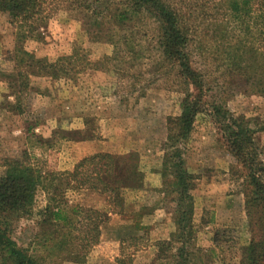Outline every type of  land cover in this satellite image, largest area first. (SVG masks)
Masks as SVG:
<instances>
[{
    "label": "rangeland",
    "instance_id": "rangeland-1",
    "mask_svg": "<svg viewBox=\"0 0 264 264\" xmlns=\"http://www.w3.org/2000/svg\"><path fill=\"white\" fill-rule=\"evenodd\" d=\"M167 1L193 28L194 65L211 71L210 78L218 76L223 68L217 70L210 62L206 66L209 60L197 48L199 43L212 42L206 37L210 9L201 8L203 0ZM43 4L46 24L39 28L40 39L17 35L18 22L0 11V173L12 150L28 149L34 154V163L60 172L71 171L82 158L94 153L135 152L144 184L120 190L123 204L115 208L109 194L85 189L69 192L71 201L95 207L108 217L101 225L99 242L89 248L81 262L63 258L62 252L55 256L53 248L43 247L32 218L15 220L13 237L45 264L167 262L164 257L157 258L158 243L168 239L175 226L173 203L160 191V169L168 138L167 118L179 114L182 93L175 67L161 55L158 23L144 13L125 26L103 18L102 30L97 32L89 28V11L76 0H46ZM17 49L45 62L72 55L73 67L66 76H51L40 66L19 70L17 61L30 57ZM16 94L21 114L14 110ZM227 106L250 118L255 129L264 127V97L236 92ZM58 129L67 131L65 138L53 135ZM38 135L54 136L52 147L42 143ZM255 138L264 159V129L256 130ZM181 145L186 166L195 177L192 234L186 244L193 263L241 264L251 233L239 163L227 151L206 112L196 116ZM43 203L44 194L39 191L36 205ZM47 252L51 257L45 256Z\"/></svg>",
    "mask_w": 264,
    "mask_h": 264
},
{
    "label": "trees",
    "instance_id": "trees-1",
    "mask_svg": "<svg viewBox=\"0 0 264 264\" xmlns=\"http://www.w3.org/2000/svg\"><path fill=\"white\" fill-rule=\"evenodd\" d=\"M45 1L0 0V11L18 22L17 35L40 39L39 28L46 24ZM203 1L201 8H209L212 14L207 41H214L218 46L214 49L216 45L212 42L203 45L198 42L197 48L206 54L204 57L209 60H205L206 66L210 62L217 70L223 68L212 78L211 71L194 65L193 28L182 12L167 0H76V3L89 11V28L97 32L102 30L103 18L124 26L133 24L140 13L155 19L159 26L161 55L175 67L180 79V112L167 118L168 138L160 169L163 179L160 191L173 203L175 230L168 239L158 243L157 258L168 259L160 264H195L186 247L192 234L195 177L186 166L181 144L190 135L196 116L202 112L209 114L227 151L241 168L242 192L251 233L241 264H264V159L255 138L256 130L264 127L255 129L250 118L235 114L227 106V101L236 92L264 97V0ZM17 53L30 57L17 61L19 70L40 66L51 76H66L73 67L72 55L45 62L24 49H17ZM22 72L25 71H19L20 75L27 76ZM22 84L23 81L17 92L23 91ZM18 98L16 94L14 110L21 114L23 110ZM56 134L63 139L67 131L58 129L53 132ZM36 137L48 148L55 140L54 136ZM12 152V156L3 160L0 173V264H45L37 253L19 245L13 237V222L22 217L34 219L43 247L53 248L55 256L62 252L63 258L81 262L89 248L99 242L101 225L108 217L95 207L71 201L69 192L85 189L109 194V201L115 208L123 204L118 194L120 190L138 189L144 184L135 152L126 155L94 153L82 158L68 172L44 170L32 161L34 154L28 149ZM39 191L44 194V203L37 206ZM47 254V258L51 257L50 252ZM121 263L133 264L129 261Z\"/></svg>",
    "mask_w": 264,
    "mask_h": 264
}]
</instances>
